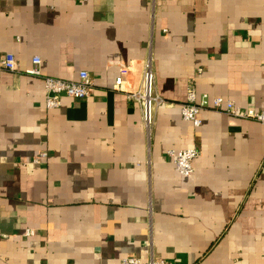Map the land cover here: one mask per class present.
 I'll return each instance as SVG.
<instances>
[{"label":"crops","instance_id":"crops-1","mask_svg":"<svg viewBox=\"0 0 264 264\" xmlns=\"http://www.w3.org/2000/svg\"><path fill=\"white\" fill-rule=\"evenodd\" d=\"M5 53L19 71L0 75V264H264V125L180 115L191 79L264 109V0H0ZM149 56L166 102L150 135L127 96ZM81 71L89 97L46 110L42 77ZM191 148L182 177L167 151Z\"/></svg>","mask_w":264,"mask_h":264},{"label":"built area","instance_id":"built-area-1","mask_svg":"<svg viewBox=\"0 0 264 264\" xmlns=\"http://www.w3.org/2000/svg\"><path fill=\"white\" fill-rule=\"evenodd\" d=\"M78 1L87 2L88 0ZM40 63L39 57H33L31 68L26 70L25 74L36 77L41 76ZM4 71H19L18 61L12 54H0V75ZM200 72L201 70H198L197 73L199 74ZM42 80L45 92L44 108L46 110L59 108L62 104V98L73 100L88 98L92 88V80L85 71L79 72L77 80L74 81L54 77H42ZM123 83L121 78H117L114 89L123 91ZM154 84L153 63L151 56H149L143 63L140 88L136 92L127 94L131 101L139 105L142 123L149 135L155 125L156 108L166 104L165 100L155 93ZM201 110H211L233 118L251 120L264 125V109L257 112L251 108L243 109L238 107L233 101L225 100L221 97L210 98L207 94L197 96L194 88V79H191L186 88L185 102L180 105L181 118L191 123L192 126L199 127L201 126V120L198 118V114ZM199 154L200 152L193 148L167 151V156L172 162L174 170L182 177H188L193 173L192 162L199 157ZM42 158H45V153L40 154L39 158H34L31 162L37 164ZM32 235L33 230H25V237ZM120 264H163V262L154 260L143 262L137 258L129 257L122 259Z\"/></svg>","mask_w":264,"mask_h":264}]
</instances>
